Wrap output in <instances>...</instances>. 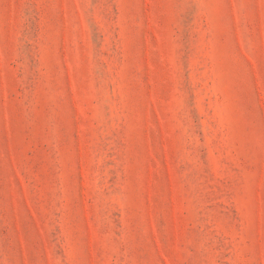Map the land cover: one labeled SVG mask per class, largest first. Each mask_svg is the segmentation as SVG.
Listing matches in <instances>:
<instances>
[{"label":"rangeland","instance_id":"374dc122","mask_svg":"<svg viewBox=\"0 0 264 264\" xmlns=\"http://www.w3.org/2000/svg\"><path fill=\"white\" fill-rule=\"evenodd\" d=\"M0 264H264V0H0Z\"/></svg>","mask_w":264,"mask_h":264}]
</instances>
